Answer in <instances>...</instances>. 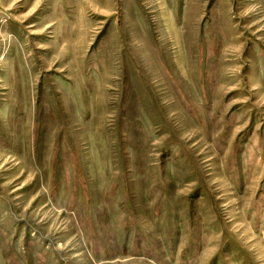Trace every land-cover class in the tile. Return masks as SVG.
Wrapping results in <instances>:
<instances>
[{"label":"rangeland","instance_id":"1","mask_svg":"<svg viewBox=\"0 0 264 264\" xmlns=\"http://www.w3.org/2000/svg\"><path fill=\"white\" fill-rule=\"evenodd\" d=\"M0 264H264V0H0Z\"/></svg>","mask_w":264,"mask_h":264}]
</instances>
